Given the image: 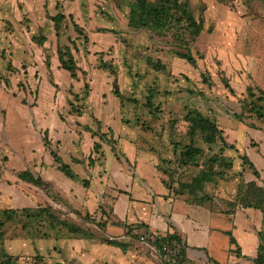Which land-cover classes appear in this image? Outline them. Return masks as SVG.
I'll return each mask as SVG.
<instances>
[{
	"label": "rangeland",
	"instance_id": "rangeland-1",
	"mask_svg": "<svg viewBox=\"0 0 264 264\" xmlns=\"http://www.w3.org/2000/svg\"><path fill=\"white\" fill-rule=\"evenodd\" d=\"M45 1L0 0L1 113L9 109L33 110L42 107L56 110L64 117L63 120L71 121L72 116L67 113L68 92H79L84 78L89 82L94 105L99 100L104 109L109 97L112 98L114 77L96 67L97 56L94 53L102 52V59L111 60L116 67L115 77L120 92L125 98L136 100L125 101L121 115L118 113L116 118H101L102 128L110 130L107 132L110 137L113 134L111 129L121 133L118 141L112 137L110 143L118 142L121 147L122 141H131L156 154L157 168L173 189L179 182L189 181L198 170L192 165L180 167L177 164L178 149L174 143L185 144L190 140L186 135L183 106L197 108L215 117L221 127L233 123L241 126L254 123L257 127H264V120L248 115L240 102L247 85L264 90V0H189L194 15L201 11L204 17V29L193 46L194 51L202 56L196 67L174 55L172 49L176 47L170 43V37H159L147 30L128 27L126 8H118L119 3L127 0H60L65 12L71 13L89 35V43L83 45L77 41L79 50L74 51L79 69L85 72L83 75L78 71L77 79H71L66 71L57 67L54 52L50 51L48 69L42 48L30 40L31 34L36 33L38 27H43L48 35L44 45L55 51L56 39L43 7ZM55 1L51 0L47 6L51 14L55 13ZM80 1L81 5H78ZM108 29L111 32L106 31ZM67 34L71 37L76 35L71 27ZM65 41L66 37L62 36L61 42ZM147 57L160 61L165 69L153 70L146 63ZM220 71L228 78L234 94L224 87ZM202 73L206 75V82L201 78ZM45 83L49 87L45 97L46 107L42 104ZM36 87L40 88L38 95ZM150 88L154 90L153 106L158 107L157 112L144 106ZM101 97L104 99L100 100ZM37 98L41 102L40 107L37 106ZM12 101H15L14 105ZM235 114H240L244 122H236L239 120ZM225 119L229 120L225 122ZM236 130L241 150L224 151L232 167L224 178L204 187L207 193L223 204L235 197L239 183L251 174L239 157L246 133L242 129ZM234 136L235 133L229 134V138ZM193 141L207 150L208 146L199 137ZM103 149L110 159V145L104 143ZM150 151L138 150L140 163H149L151 157L155 158ZM97 203L96 184H93L84 205L92 213L97 209ZM52 208L59 213V217L90 231L92 238L70 234L59 224L53 228L31 226L34 231L29 232L32 235L35 228L39 235L45 231L50 244L54 243L48 264H165L139 241L138 236L118 237L123 238L126 244V250L122 251L102 241L115 235H111L110 229L99 228L93 215L87 221L83 214L61 210L56 202L52 203ZM20 219L23 221V218ZM6 228L9 235L23 236L27 233V229H21L16 220L6 224ZM10 252L16 251L10 249Z\"/></svg>",
	"mask_w": 264,
	"mask_h": 264
},
{
	"label": "crops",
	"instance_id": "crops-1",
	"mask_svg": "<svg viewBox=\"0 0 264 264\" xmlns=\"http://www.w3.org/2000/svg\"><path fill=\"white\" fill-rule=\"evenodd\" d=\"M47 90L49 87L45 83L42 93L44 107ZM39 93L38 87L37 95ZM39 99L36 103L40 107ZM14 104L15 101H12ZM101 105L99 100L95 105L93 103V114L101 120V124V118H116L118 103L115 98L109 97L104 109ZM58 113L42 107L0 111V210L20 213L24 208L34 210L46 203L52 205L56 202L63 211L77 210L104 222V230L110 229L111 235H115L111 238H128L124 234L130 228L138 231L139 235L148 232L163 237L175 233L183 247L186 264H254L261 242L263 213L260 209L241 205L227 207L215 198L199 202L187 195L176 194L163 182V175L157 168V155L131 141H122L121 147L118 142H101V159L88 166L87 156L92 151L93 142L99 140L79 125L88 124L90 118L86 115L72 116L71 121H67L62 120ZM228 120L225 119V122ZM232 125L222 126L224 136L235 144L237 150H241L236 129L245 131L241 153L249 157L259 172V178L249 174L245 181H255L264 187V128ZM45 130L48 146L42 141ZM107 131V128H102V132ZM111 131L112 137L118 141L121 133L114 129ZM233 133L235 136L229 138V134ZM106 137L110 138V134ZM104 143L110 145V159L104 153ZM50 148L57 150L77 179L68 178L57 168ZM139 149L152 152L155 158L151 157L149 163H140ZM25 170L33 177L50 183V188H46L48 192L21 179L18 173ZM81 179H89V185L84 187ZM93 184H96L98 203L97 209L91 213L84 204ZM20 217L5 221L0 250L2 248L5 254L11 256V260L0 257V264H48L54 243L50 244L48 233L44 236L37 234V226L32 235L29 231H34L31 227L34 224L27 226L25 217H21L23 221ZM15 220L21 229H27L24 237L13 233L9 235L6 224ZM48 226L53 228L48 224L45 228ZM230 235L235 243H231ZM10 249L16 252L11 253ZM36 255L42 257L40 261L35 258Z\"/></svg>",
	"mask_w": 264,
	"mask_h": 264
},
{
	"label": "trees",
	"instance_id": "trees-1",
	"mask_svg": "<svg viewBox=\"0 0 264 264\" xmlns=\"http://www.w3.org/2000/svg\"><path fill=\"white\" fill-rule=\"evenodd\" d=\"M51 0H46L43 4L46 17L52 24V31L56 39L55 51L48 49L44 43L48 41L47 32L43 27H38L36 33H32L30 36L31 42L42 48L44 54V60L46 67L50 69V54L54 52L56 60L58 62V68L68 73L71 79L78 78V71H81L84 75L85 72L80 70L74 55V51L78 52L79 47L77 41L86 45L89 43L88 31L84 26L80 25L71 13H66L62 2L59 0L54 2L55 13L51 14L47 6ZM78 5H81V1ZM126 8L127 26L136 30H147L159 37H170V43L173 47V53L178 58L185 60L192 66H197V61L202 58L198 51H194L193 46L197 37L204 29V17L201 11L197 16L194 15L192 8L190 7L189 0H127L125 3H119L118 8ZM75 32V37H71L67 34L69 28ZM110 31V29L106 30ZM62 36L66 37L65 42H61ZM97 56L96 67L107 71L109 75L113 76L111 97L115 98L118 105V113L121 115V108L125 101L136 102L134 98H125L120 92L116 81V67L111 60H103L102 52H95ZM146 63L155 71L165 69V65L160 61H153L150 57L146 58ZM221 80L224 87L228 91L234 94V90L231 87L228 78L224 75V72L220 71ZM201 78L206 82L205 73L201 74ZM35 91H38L36 87ZM153 94L154 90L150 88L146 95L145 107L153 108L155 112L159 111L158 107L153 106ZM68 98L66 103L68 105L67 113L71 116L82 117L86 115L90 118L88 124L77 125L85 131H89L92 136H96L99 141L93 142L91 153L87 156L88 166H92L96 159H100L102 155L101 142H111L112 140L106 137L107 132H102L101 120L93 114V103L90 95L89 82L84 78L83 87L79 92H68ZM24 103V101H21ZM243 108L249 112L248 115L255 116L258 119L264 120V90L260 87H254L247 85L245 89V96L240 99ZM150 112L152 110L150 109ZM183 119L187 123L186 135L190 138L188 143L182 144L179 142L174 143V147L178 149L177 164L178 166H195L198 167L197 172L186 182H179L177 187L173 189L176 194L187 195L193 200L203 202L210 200L213 197L205 191V185L214 183L218 179L224 178L227 174V170L232 167V163L226 159L224 151L226 149H236L234 143L227 141L223 134L222 127L217 123L215 117L206 115L197 108L183 106ZM59 117L63 120L61 113ZM235 117L243 123L242 116L235 114ZM247 126L257 128L254 123H248ZM264 128V127H262ZM199 137L204 144L208 146L205 151L201 146L194 144V139ZM111 140V141H110ZM42 141L45 146L49 145L47 138V131L43 132ZM215 148V149H214ZM217 148V150H216ZM92 153L95 155L92 156ZM50 154L54 161L57 163V168L63 172L70 179H77V175L73 172L70 166L61 160L60 155L56 149L50 148ZM98 155V156H97ZM241 163L247 165L251 174L256 178H259V172L254 166L253 162L245 153L240 154ZM166 172V171H164ZM18 176L26 181L32 182L34 185L45 189L48 192L50 183L44 182L40 177H33L28 170L18 173ZM163 182L171 188L170 184L165 179ZM81 183L84 187H87L90 183L89 179H81ZM48 188V189H46ZM53 200L56 201V197L53 196ZM227 207H234L241 205L244 207H254L260 209L263 213L262 229H261V242L258 245L257 254L253 260L254 264H264V187L259 186L255 181H245L243 179L237 187V193L234 198L227 201ZM73 210V209H72ZM77 215L81 213L77 210H73ZM62 215V214H61ZM16 216H24L26 225L34 224L36 226L43 227L48 224L52 227L60 226L64 227L68 233L80 236L82 238L91 239L92 234L84 227L73 223L65 218L59 217V213L55 212L50 203H46L44 206L38 209L24 208L18 213L15 210H0V239L4 233L5 221L16 218ZM83 217L87 220H91V215L84 214ZM96 225L104 229L105 223L100 220H96ZM134 230V229H133ZM149 236L150 233L146 232ZM43 236L47 232L41 233ZM48 235V234H47ZM124 235L127 236H139L138 231H132L128 229ZM231 236V235H230ZM125 239V237H123ZM122 238V239H123ZM129 238V237H128ZM122 239L106 237L102 241L108 245L119 248L122 251L126 250V244ZM154 242L160 247L162 244L168 246H174L179 248L181 264H186L183 254V247L180 243L178 236L175 233L167 234L166 236H160L155 238ZM231 243H235V240L231 236ZM0 257L10 261L11 256L5 254L3 249L0 250ZM39 261L40 255L35 256ZM165 264H167L165 262Z\"/></svg>",
	"mask_w": 264,
	"mask_h": 264
},
{
	"label": "built area",
	"instance_id": "built-area-1",
	"mask_svg": "<svg viewBox=\"0 0 264 264\" xmlns=\"http://www.w3.org/2000/svg\"><path fill=\"white\" fill-rule=\"evenodd\" d=\"M157 235L140 234L138 236L139 241L145 244L154 254L158 255L167 264H181L180 251L179 248L174 244V246H168L167 244H162L160 247L154 242Z\"/></svg>",
	"mask_w": 264,
	"mask_h": 264
}]
</instances>
